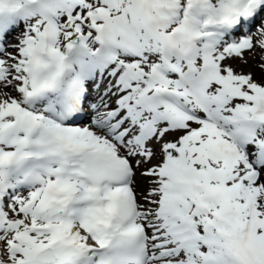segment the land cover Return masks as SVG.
<instances>
[{
	"label": "snow or ice",
	"instance_id": "obj_1",
	"mask_svg": "<svg viewBox=\"0 0 264 264\" xmlns=\"http://www.w3.org/2000/svg\"><path fill=\"white\" fill-rule=\"evenodd\" d=\"M0 264H264V0H0Z\"/></svg>",
	"mask_w": 264,
	"mask_h": 264
}]
</instances>
